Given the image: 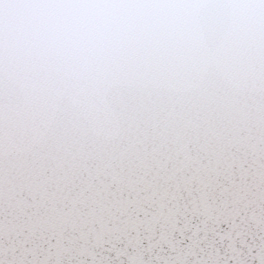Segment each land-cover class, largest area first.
Wrapping results in <instances>:
<instances>
[{
  "label": "snow or ice",
  "instance_id": "6c2138e0",
  "mask_svg": "<svg viewBox=\"0 0 264 264\" xmlns=\"http://www.w3.org/2000/svg\"><path fill=\"white\" fill-rule=\"evenodd\" d=\"M0 264H264V0H0Z\"/></svg>",
  "mask_w": 264,
  "mask_h": 264
}]
</instances>
